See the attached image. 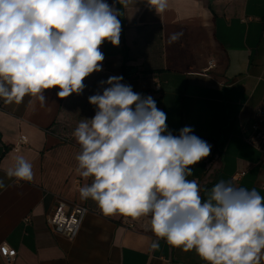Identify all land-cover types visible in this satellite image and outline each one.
Instances as JSON below:
<instances>
[{
    "label": "crops",
    "instance_id": "1",
    "mask_svg": "<svg viewBox=\"0 0 264 264\" xmlns=\"http://www.w3.org/2000/svg\"><path fill=\"white\" fill-rule=\"evenodd\" d=\"M106 2L120 11V43L101 45L102 70L85 78L81 94L59 98L53 88L45 90L43 103L30 104L28 96L20 104L0 99V180L6 185L0 189V248L16 251L12 260L0 251V264H206L194 249L185 252L156 237L148 217H105L96 202L80 198V187L92 178L77 172L81 149L72 133L81 118L95 115L88 97L102 94L100 81L110 76H123L134 92L150 95L174 135L188 126L207 139L205 173L194 179L202 200L221 180L264 197V156L242 132L264 106V0H168L160 14L147 0ZM174 33L182 36L173 42ZM210 59L214 66L206 70ZM20 135L26 144L17 147ZM19 157L31 163V181L7 176ZM237 170L245 173L234 182ZM59 200L87 208L73 238L47 223Z\"/></svg>",
    "mask_w": 264,
    "mask_h": 264
},
{
    "label": "clouds",
    "instance_id": "2",
    "mask_svg": "<svg viewBox=\"0 0 264 264\" xmlns=\"http://www.w3.org/2000/svg\"><path fill=\"white\" fill-rule=\"evenodd\" d=\"M147 5L160 14L168 0ZM119 15L106 0H0V99L43 103L53 88L59 98L81 94L85 78L102 70L101 45L120 43ZM181 36L174 33L170 41ZM122 81H100L102 94L88 97L95 115L81 118L72 133L81 149L77 172L92 178L80 187V198L96 202L105 217H148L156 237L194 249L206 264H261L264 197L221 180L202 200L197 182L187 177L212 146L192 127L174 135L156 101ZM7 176L31 181L32 165L19 157ZM151 247L158 248V240Z\"/></svg>",
    "mask_w": 264,
    "mask_h": 264
},
{
    "label": "built area",
    "instance_id": "3",
    "mask_svg": "<svg viewBox=\"0 0 264 264\" xmlns=\"http://www.w3.org/2000/svg\"><path fill=\"white\" fill-rule=\"evenodd\" d=\"M213 66L214 61L208 60L206 70ZM159 88L157 84L154 90H159ZM242 132L244 141L264 156V106L255 109L250 128L242 129ZM24 144H26V137L20 135L16 146ZM244 173L245 170L235 171L231 175L232 181L237 182ZM86 212L87 208L83 205L59 200L47 216V223L55 232L73 238L77 235ZM0 251L7 260H12L16 255V251L7 245H2Z\"/></svg>",
    "mask_w": 264,
    "mask_h": 264
},
{
    "label": "trees",
    "instance_id": "4",
    "mask_svg": "<svg viewBox=\"0 0 264 264\" xmlns=\"http://www.w3.org/2000/svg\"><path fill=\"white\" fill-rule=\"evenodd\" d=\"M200 138L207 141L206 138L203 137ZM191 167H192V175L188 176L187 179L194 180L195 178H200L205 173L204 159H202L199 163Z\"/></svg>",
    "mask_w": 264,
    "mask_h": 264
}]
</instances>
